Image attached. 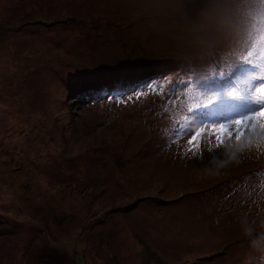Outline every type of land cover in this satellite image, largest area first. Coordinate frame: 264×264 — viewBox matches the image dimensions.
<instances>
[{
    "label": "rangeland",
    "instance_id": "obj_1",
    "mask_svg": "<svg viewBox=\"0 0 264 264\" xmlns=\"http://www.w3.org/2000/svg\"><path fill=\"white\" fill-rule=\"evenodd\" d=\"M261 65L264 0H0V264H264V142L207 130Z\"/></svg>",
    "mask_w": 264,
    "mask_h": 264
},
{
    "label": "snow or ice",
    "instance_id": "obj_2",
    "mask_svg": "<svg viewBox=\"0 0 264 264\" xmlns=\"http://www.w3.org/2000/svg\"><path fill=\"white\" fill-rule=\"evenodd\" d=\"M161 78L164 73L162 72ZM260 79L264 80V65L260 66ZM135 95L139 96L140 93L136 92ZM91 96V93H89ZM231 98L244 99L249 101V110L240 115H235L231 119H223L218 123L209 124L207 130L209 134L215 137L217 149L221 148L226 139H235L238 143L246 141L247 144L254 142L259 146L264 142V82L258 83L250 92L244 94H230ZM215 99V97H213ZM212 99V100H213ZM211 100L208 102L209 105ZM255 106L254 109L251 106ZM205 105H196L194 109H200ZM193 112V110H191ZM193 120L200 122L194 117ZM205 129H200L189 137L187 143L189 145H198V137ZM212 151V149H210Z\"/></svg>",
    "mask_w": 264,
    "mask_h": 264
}]
</instances>
